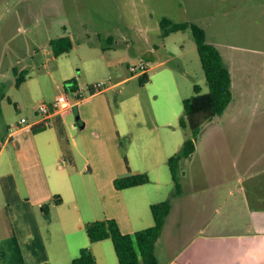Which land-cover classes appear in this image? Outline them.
Wrapping results in <instances>:
<instances>
[{"label": "rangeland", "instance_id": "obj_1", "mask_svg": "<svg viewBox=\"0 0 264 264\" xmlns=\"http://www.w3.org/2000/svg\"><path fill=\"white\" fill-rule=\"evenodd\" d=\"M42 2L63 7L48 22L34 14ZM164 17L199 26L231 75V102L221 115L201 123L195 151L179 161L181 194L176 197L167 162L191 136L190 129L178 126L183 101L195 95V85L201 94L209 88L191 29L164 37ZM63 36L71 39L72 49L55 57L50 41ZM140 63L147 68L145 83L140 82L142 74L130 71ZM22 71L26 83L17 85ZM72 78L80 99L64 89ZM261 78L264 0H0V132L21 117L33 119L41 103L66 95L73 112L59 134L61 169L55 166L53 172L69 174L68 180L55 178L57 186L65 184L58 189L66 199L69 191L76 194L83 224L116 217L124 227L119 209L124 203L135 231L153 225L151 204L169 200L170 213L155 245L158 264H167L201 230L208 234L243 228L246 210L234 166L255 161L256 138L245 127L252 122L243 120L254 112L240 99L243 89L247 100L264 98V89L257 93ZM100 83L104 86L91 95L88 86ZM3 143L2 133L0 148ZM136 173L147 174L149 183L113 193L114 178ZM69 208L75 209L70 203L61 207L64 224L74 214ZM51 214L58 230L55 211ZM80 234L86 248L84 229ZM3 252L6 258L0 254V264H13L12 252Z\"/></svg>", "mask_w": 264, "mask_h": 264}, {"label": "crops", "instance_id": "obj_2", "mask_svg": "<svg viewBox=\"0 0 264 264\" xmlns=\"http://www.w3.org/2000/svg\"><path fill=\"white\" fill-rule=\"evenodd\" d=\"M23 1L26 4L29 2ZM39 4L35 6L34 14L48 22L63 7L62 3ZM23 83H26V79ZM256 86L257 93L262 92L264 78L257 80ZM242 101L254 112L249 118L243 116V120L252 122L245 127L253 129L250 131L251 136L256 138L255 161H245L234 166L239 170L238 189L242 206L246 210L245 219L241 220L243 228L225 233L211 231L208 234L201 230L200 235L190 238L167 264H264V98L256 95L247 100L246 90L243 89L240 102ZM72 110L73 105L70 110L50 116L49 127L40 132L33 133L32 125H28L10 133L9 129L18 120L1 130L4 143L0 148V242L4 243V248H0V254L5 256L3 251H11L13 264H68L83 248V236L80 233L83 229L85 231L87 223L83 224L76 194L69 191L66 199L63 191L58 189V186H62L64 190L65 184L57 186L55 183L58 175L66 178L65 174L69 172L61 171L57 175L53 172V167H57L63 156L59 134L62 135L66 129L65 118ZM79 127L83 129L84 125L80 124ZM8 144L11 147L8 148ZM112 191L117 194L120 190ZM229 193L233 194L231 190ZM54 196H59L61 203H54ZM67 203L75 208L67 210L68 213H74L70 216V224H64L65 214L61 210ZM45 205L46 211L43 208ZM119 209L125 220L124 227L116 217L106 218H114L124 234L135 232L124 203L120 204ZM53 211L59 222L58 230L54 229L53 219L49 216ZM47 216L50 218H46ZM164 228L165 223L163 230ZM87 246L95 257V264H99L97 256H100L102 264H118L109 239L94 243L88 239Z\"/></svg>", "mask_w": 264, "mask_h": 264}, {"label": "trees", "instance_id": "obj_3", "mask_svg": "<svg viewBox=\"0 0 264 264\" xmlns=\"http://www.w3.org/2000/svg\"><path fill=\"white\" fill-rule=\"evenodd\" d=\"M160 27L164 37L187 28L191 29L209 88L208 93L201 94L200 87L195 85V95L183 101V114L178 120V126L181 129H190L191 136L184 142L181 153L169 158L167 162L175 188L173 196L176 197L181 194V185L178 178L179 161L182 158L190 157L195 151L196 138L199 134L201 123L221 115L231 102V75L229 70L223 65L222 57L217 48L205 42V34L199 26L192 23H173L164 17L160 21ZM50 49L55 57L67 54L72 49L71 39L68 36H63L51 40ZM146 72L140 76L141 83L148 81ZM25 75L26 71L20 72V76L16 80L17 85L24 82ZM93 87L94 85L88 86L91 95L94 94ZM64 89L72 92L76 99L82 97L75 78L66 80ZM2 98H4V95H0V102ZM1 115L0 103V117ZM49 125L48 119H46L33 125L31 131L33 133L40 132L48 128ZM149 181L150 179L145 173L128 174L124 177L115 178L113 186L116 190L121 191L145 185ZM54 203H61V198L54 196ZM43 208L46 211L47 206L45 205ZM149 208L153 225L148 228L135 231L132 234H124L115 219H104L85 224L86 235L91 243L109 239L112 242L118 264H158L155 255V245L161 235L165 219L170 213L171 205L169 200H165L153 203ZM95 263V258L89 248L86 247L82 248L78 256L68 264Z\"/></svg>", "mask_w": 264, "mask_h": 264}, {"label": "built area", "instance_id": "obj_4", "mask_svg": "<svg viewBox=\"0 0 264 264\" xmlns=\"http://www.w3.org/2000/svg\"><path fill=\"white\" fill-rule=\"evenodd\" d=\"M130 71L134 74H136L137 72L140 74H144L147 71V68L144 64L140 63L137 67L136 66L130 67ZM103 86H104L103 83L97 84L96 86L93 87V90H96ZM71 108H72V104L68 101L66 95H59L53 100V102L49 104L41 103L37 107L33 119L28 120L25 117H21L18 120L17 124L9 129V132L12 133L14 130L18 129L21 126H28V125L33 126L48 119L53 114L63 113L67 110H70Z\"/></svg>", "mask_w": 264, "mask_h": 264}]
</instances>
